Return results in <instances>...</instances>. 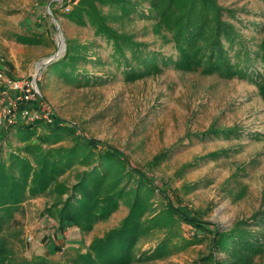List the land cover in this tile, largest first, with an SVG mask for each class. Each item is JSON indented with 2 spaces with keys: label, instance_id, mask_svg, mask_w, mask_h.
I'll use <instances>...</instances> for the list:
<instances>
[{
  "label": "rangeland",
  "instance_id": "obj_1",
  "mask_svg": "<svg viewBox=\"0 0 264 264\" xmlns=\"http://www.w3.org/2000/svg\"><path fill=\"white\" fill-rule=\"evenodd\" d=\"M64 1H51L50 12L62 7ZM139 1L146 10L145 0ZM216 1L234 11L239 21H231L243 35L247 50L264 53V1ZM47 3L0 0V71L12 79H34L40 92L41 99L23 104V108L38 114L42 111L39 102H46L55 116L71 122L85 138L127 156L133 167L161 187L176 208L198 217L208 229L229 228L264 210V71L259 62L250 69L260 76L253 81L209 73L201 67L178 70L171 65L158 74L126 80L121 69L111 63L109 48L93 37L90 28L56 17L65 41L91 43L90 50L105 61L94 76L105 77L107 82L75 87L44 80L41 73L46 66L38 68L56 50L57 36ZM123 28L136 40L148 43L150 49L177 57L173 44L165 43L161 37L164 31L153 22L135 19L125 22ZM28 30L45 32L44 43L22 45L12 37ZM15 68L26 74L13 76L10 72ZM5 103H0V110ZM6 125L0 124V137ZM212 129L231 131L227 136L213 135L209 133ZM7 144L17 146L11 136L0 138L2 152ZM162 153L165 159L157 163L155 157ZM54 196L48 193L28 199L15 213L9 234L13 235L10 244L18 258L45 259L51 264L88 263V247L117 228L127 215V208L120 205L89 230L78 225L62 227L45 213ZM157 239L140 241L132 255L136 259L143 254L142 258L129 264H193L209 252L207 241H203L164 259H150L147 256L155 249ZM253 264H264V255Z\"/></svg>",
  "mask_w": 264,
  "mask_h": 264
},
{
  "label": "trees",
  "instance_id": "obj_2",
  "mask_svg": "<svg viewBox=\"0 0 264 264\" xmlns=\"http://www.w3.org/2000/svg\"><path fill=\"white\" fill-rule=\"evenodd\" d=\"M144 2L146 10L139 0H65L52 13L90 28L93 37L109 48L111 63L121 69L126 80L158 74L168 65L178 70L201 67L209 73L250 81L260 77L250 70L255 63L259 62L264 71V53L252 55L247 50L243 35L231 21H239L234 11L219 6L216 0ZM135 19L158 25L164 31L161 37L173 44L177 57L150 49L148 43L124 30V23ZM44 34L28 30L12 37L19 44L36 46L44 43ZM91 46L66 39L64 53L46 66L42 78L75 87L105 84V77L94 76L105 61L90 50ZM5 127L0 138L11 136L17 146L7 144L6 151L0 149V264H51L45 259L18 258L10 244L13 235L9 234L22 204L48 193L55 196L45 213L62 227L78 225L89 230L120 205L127 208L118 227L88 247L85 257L89 264L141 260L143 254L136 259L132 255L136 246L156 236V247L147 256L150 259H164L203 241H207L209 252L193 264H253L264 255V210L229 228L208 229L198 217L176 208L161 187L133 167L127 156L111 146L91 142L71 122L56 116L51 123L35 118L15 120ZM230 131L212 129L209 133L227 136ZM163 155L155 157L157 163L165 159ZM192 228L207 233L198 234Z\"/></svg>",
  "mask_w": 264,
  "mask_h": 264
},
{
  "label": "built area",
  "instance_id": "obj_3",
  "mask_svg": "<svg viewBox=\"0 0 264 264\" xmlns=\"http://www.w3.org/2000/svg\"><path fill=\"white\" fill-rule=\"evenodd\" d=\"M9 93L12 95L8 96ZM39 99H41L40 92L34 79H12L0 71V103H4L6 100L0 110V124H9L15 120H34L35 118H41L51 123L56 117L55 110L46 102H39L42 111L38 114L23 108V104Z\"/></svg>",
  "mask_w": 264,
  "mask_h": 264
},
{
  "label": "water",
  "instance_id": "obj_4",
  "mask_svg": "<svg viewBox=\"0 0 264 264\" xmlns=\"http://www.w3.org/2000/svg\"><path fill=\"white\" fill-rule=\"evenodd\" d=\"M51 1H53V0H48L46 11L49 14V16L51 17L52 22L55 24L56 29H57V36H56V43H55L56 50L54 51V53L52 55H50L48 58H46L43 63L40 64L38 70H40L41 68H45V66L50 64L52 61L56 60L58 57H60L64 53V51L66 49V41L64 39L63 33L60 30V25L58 23V19L50 12V10L48 8Z\"/></svg>",
  "mask_w": 264,
  "mask_h": 264
},
{
  "label": "crops",
  "instance_id": "obj_5",
  "mask_svg": "<svg viewBox=\"0 0 264 264\" xmlns=\"http://www.w3.org/2000/svg\"><path fill=\"white\" fill-rule=\"evenodd\" d=\"M5 37H6V36H5ZM10 73H11L13 76H15V77H18V76H21V75L26 74V72H24V71H20V70L17 69V68L12 69Z\"/></svg>",
  "mask_w": 264,
  "mask_h": 264
}]
</instances>
